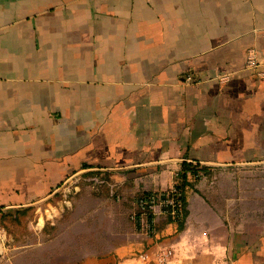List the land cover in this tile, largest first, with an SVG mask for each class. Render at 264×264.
Instances as JSON below:
<instances>
[{"label":"crops","instance_id":"obj_1","mask_svg":"<svg viewBox=\"0 0 264 264\" xmlns=\"http://www.w3.org/2000/svg\"><path fill=\"white\" fill-rule=\"evenodd\" d=\"M91 174L128 221L76 264H264V0H0V237ZM175 185L182 222L135 241Z\"/></svg>","mask_w":264,"mask_h":264},{"label":"rangeland","instance_id":"obj_2","mask_svg":"<svg viewBox=\"0 0 264 264\" xmlns=\"http://www.w3.org/2000/svg\"><path fill=\"white\" fill-rule=\"evenodd\" d=\"M112 184L97 174L84 175L58 194L52 218L45 209L7 215L3 220L5 229H1L4 237H0L6 252L0 254V264H76L88 251H110L115 245L116 218L128 221L127 209L116 211L122 198L116 195ZM161 221L164 224L167 220ZM125 231L128 227L122 226L121 232ZM135 233L134 240L139 243L142 238H153L136 227ZM97 235L102 236L99 243L93 241ZM142 254H138V259Z\"/></svg>","mask_w":264,"mask_h":264},{"label":"built area","instance_id":"obj_3","mask_svg":"<svg viewBox=\"0 0 264 264\" xmlns=\"http://www.w3.org/2000/svg\"><path fill=\"white\" fill-rule=\"evenodd\" d=\"M191 81V79H187ZM135 212L131 220L135 227L148 236L155 238L158 234V223L165 219L176 223L183 219L186 211L184 199L178 185L168 190L143 194L135 200ZM141 261L146 260L142 255Z\"/></svg>","mask_w":264,"mask_h":264},{"label":"trees","instance_id":"obj_4","mask_svg":"<svg viewBox=\"0 0 264 264\" xmlns=\"http://www.w3.org/2000/svg\"><path fill=\"white\" fill-rule=\"evenodd\" d=\"M182 180H184V181H185V176H184V177L182 176ZM183 185H184V184H183ZM180 189H181V186H180Z\"/></svg>","mask_w":264,"mask_h":264}]
</instances>
